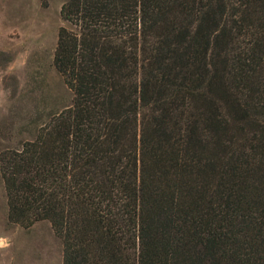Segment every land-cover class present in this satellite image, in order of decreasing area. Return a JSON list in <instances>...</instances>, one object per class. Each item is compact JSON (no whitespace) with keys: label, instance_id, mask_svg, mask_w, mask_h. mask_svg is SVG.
Masks as SVG:
<instances>
[{"label":"trees","instance_id":"16d2710c","mask_svg":"<svg viewBox=\"0 0 264 264\" xmlns=\"http://www.w3.org/2000/svg\"><path fill=\"white\" fill-rule=\"evenodd\" d=\"M73 105L0 153L10 223L63 264H264V0H67Z\"/></svg>","mask_w":264,"mask_h":264},{"label":"rangeland","instance_id":"374dc122","mask_svg":"<svg viewBox=\"0 0 264 264\" xmlns=\"http://www.w3.org/2000/svg\"><path fill=\"white\" fill-rule=\"evenodd\" d=\"M67 0H0V153L35 138L73 105L74 93L54 64L58 31L71 24ZM64 246L48 220L10 223L0 172V264H63Z\"/></svg>","mask_w":264,"mask_h":264}]
</instances>
